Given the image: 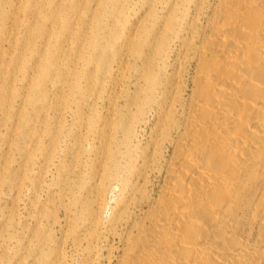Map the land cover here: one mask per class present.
I'll return each mask as SVG.
<instances>
[{"label":"bare ground","instance_id":"obj_1","mask_svg":"<svg viewBox=\"0 0 264 264\" xmlns=\"http://www.w3.org/2000/svg\"><path fill=\"white\" fill-rule=\"evenodd\" d=\"M2 200L0 264H264V0H0Z\"/></svg>","mask_w":264,"mask_h":264},{"label":"rangeland","instance_id":"obj_2","mask_svg":"<svg viewBox=\"0 0 264 264\" xmlns=\"http://www.w3.org/2000/svg\"><path fill=\"white\" fill-rule=\"evenodd\" d=\"M13 154V153H11ZM112 195H109V198H111ZM10 205V202L9 201H4L2 200L0 202V211L2 209H4L5 207L9 206ZM61 210V209H60ZM33 213L32 212H28V211H25L23 210V212L21 213V216H20V221L19 223L23 226V228H32L34 227V221H33ZM60 216H62V212L60 211L59 213ZM30 256H28V260H27V264L30 263Z\"/></svg>","mask_w":264,"mask_h":264}]
</instances>
